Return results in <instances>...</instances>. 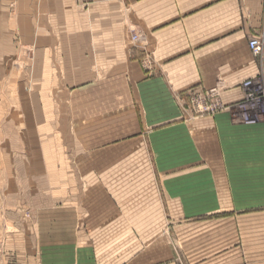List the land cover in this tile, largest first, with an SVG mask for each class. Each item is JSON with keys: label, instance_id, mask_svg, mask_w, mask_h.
Returning a JSON list of instances; mask_svg holds the SVG:
<instances>
[{"label": "crops", "instance_id": "obj_1", "mask_svg": "<svg viewBox=\"0 0 264 264\" xmlns=\"http://www.w3.org/2000/svg\"><path fill=\"white\" fill-rule=\"evenodd\" d=\"M262 33L264 0H0V84L25 52L33 129L101 133L64 148L126 144L151 166L158 199L138 210L165 219L140 220L157 236L140 231L122 264H264V118L244 125L237 109L245 81L264 84V50L248 46ZM218 86L222 109L195 116L190 94ZM42 156L50 171L45 139ZM90 259L103 264L93 246Z\"/></svg>", "mask_w": 264, "mask_h": 264}, {"label": "rangeland", "instance_id": "obj_2", "mask_svg": "<svg viewBox=\"0 0 264 264\" xmlns=\"http://www.w3.org/2000/svg\"><path fill=\"white\" fill-rule=\"evenodd\" d=\"M22 54L9 69L14 82L0 84V264H44V258L48 264H91L92 246L100 263L122 264L138 254L140 231L147 244L157 236L155 228L140 230V220L165 219L138 210L140 203L158 199L151 166L126 144L93 155L64 148L75 139L84 147L100 145L101 133H62L56 123L46 138L41 124L34 130L27 117V85L21 83ZM44 139L56 161L50 171L42 161ZM60 209L70 210L68 216L61 217ZM109 221L115 222L110 229Z\"/></svg>", "mask_w": 264, "mask_h": 264}, {"label": "built area", "instance_id": "obj_3", "mask_svg": "<svg viewBox=\"0 0 264 264\" xmlns=\"http://www.w3.org/2000/svg\"><path fill=\"white\" fill-rule=\"evenodd\" d=\"M138 41V36L133 37ZM249 50L254 57H258L264 50V33L253 37L249 41ZM243 100L237 105L240 113L238 122L244 125H256L264 116V84L261 79H250L242 84ZM189 108L195 116H208L222 109L220 87L212 88L203 93L190 94Z\"/></svg>", "mask_w": 264, "mask_h": 264}, {"label": "bare ground", "instance_id": "obj_4", "mask_svg": "<svg viewBox=\"0 0 264 264\" xmlns=\"http://www.w3.org/2000/svg\"><path fill=\"white\" fill-rule=\"evenodd\" d=\"M138 41H139V37H138ZM239 117H240V113H239ZM264 118V116L262 117V119Z\"/></svg>", "mask_w": 264, "mask_h": 264}]
</instances>
